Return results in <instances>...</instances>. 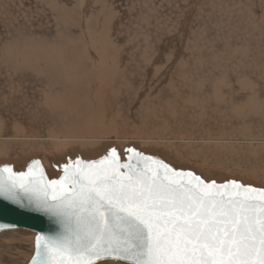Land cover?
I'll list each match as a JSON object with an SVG mask.
<instances>
[{
    "label": "rangeland",
    "instance_id": "rangeland-1",
    "mask_svg": "<svg viewBox=\"0 0 264 264\" xmlns=\"http://www.w3.org/2000/svg\"><path fill=\"white\" fill-rule=\"evenodd\" d=\"M113 147L264 188V0H0V165ZM34 235L0 232V264Z\"/></svg>",
    "mask_w": 264,
    "mask_h": 264
},
{
    "label": "snow or ice",
    "instance_id": "snow-or-ice-1",
    "mask_svg": "<svg viewBox=\"0 0 264 264\" xmlns=\"http://www.w3.org/2000/svg\"><path fill=\"white\" fill-rule=\"evenodd\" d=\"M126 151V163L114 147L69 161L47 182L31 175L39 161L28 172L0 167V198L59 225L36 235L30 264H264V188Z\"/></svg>",
    "mask_w": 264,
    "mask_h": 264
},
{
    "label": "water",
    "instance_id": "water-1",
    "mask_svg": "<svg viewBox=\"0 0 264 264\" xmlns=\"http://www.w3.org/2000/svg\"><path fill=\"white\" fill-rule=\"evenodd\" d=\"M124 150H125L126 154L124 156V160H121L122 163H126L127 157H128V155H130L126 151L127 148H125ZM145 155H147V154H145ZM147 156H150V155H147ZM151 157H153V156H151ZM100 159L91 160V161H99ZM156 159L158 161H162L158 158H156ZM35 161H39V165L36 166L35 171L32 172L31 175L35 176L36 178H39L41 172L44 175L45 182H47L49 180H59V178L64 175V173H63V167L64 166H63L60 175L56 179H50L44 171L42 162L38 159H35ZM31 162L32 161H30L29 163H27L25 165L24 170H21L18 172H28L29 171L28 166L31 164ZM2 166L3 165H0V167H2ZM13 172H14V169H13ZM185 172H189V171H185ZM29 178H31V177H29ZM221 184H223V183H221ZM0 226H2V227H0V232L13 231V230L23 228L25 230H28V231L35 233L34 240H33V252H32L30 259L28 260V262L26 264H30V262L34 256L36 235L38 233L39 234H45V235H55L59 231V225L55 222V220L52 217L48 216L47 214H45L43 212L34 211L30 207L21 208L17 205L12 204L9 201L4 200L3 198H0Z\"/></svg>",
    "mask_w": 264,
    "mask_h": 264
},
{
    "label": "bare ground",
    "instance_id": "bare-ground-1",
    "mask_svg": "<svg viewBox=\"0 0 264 264\" xmlns=\"http://www.w3.org/2000/svg\"><path fill=\"white\" fill-rule=\"evenodd\" d=\"M99 56V55H98ZM103 82V81H102ZM89 133H91V131L89 132ZM66 136V135H65ZM99 136H101V135H99ZM86 137L88 138V137H91V136H88V135H86ZM87 146V145H86ZM88 148V147H87ZM88 152H95L96 153V151H94L93 149H91V148H89L88 149ZM87 152V153H88ZM103 154V153H102ZM101 152H99V154H94V155H91L90 157H87L88 159H90V160H96V159H98V158H100L101 157ZM85 155H86V153H85ZM85 158V157H84ZM5 161V160H4ZM50 179H56L57 177L56 176H54L53 175V173L51 172L50 173V175H48V173L46 174ZM23 229V228H22Z\"/></svg>",
    "mask_w": 264,
    "mask_h": 264
}]
</instances>
